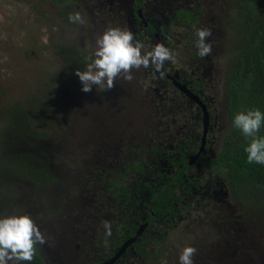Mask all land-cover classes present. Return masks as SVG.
I'll return each mask as SVG.
<instances>
[{"label":"rangeland","instance_id":"374dc122","mask_svg":"<svg viewBox=\"0 0 264 264\" xmlns=\"http://www.w3.org/2000/svg\"><path fill=\"white\" fill-rule=\"evenodd\" d=\"M96 2L97 0H78L57 5L50 0H0V135L8 141L14 139L15 125L17 122H24V133L32 139L34 149L45 147L54 153L53 161L50 162L49 159L46 161L48 164L51 163L55 173L51 181H39L36 187L12 170H9V178L0 179V230L6 232L8 228L13 235L10 245L0 247V264H29V252L17 249L16 243L24 238L30 239L34 246L39 245V251L46 253V246L51 247L54 244L58 246V242L64 240V236L61 235L62 228H67L66 232L70 234V240L66 235L68 245L74 241L73 248H78L76 243L79 241H75L78 238L80 242L85 241L84 246L80 244L85 250L90 248L96 252L92 255H80L81 258L86 260L92 256L90 260L96 258L99 249L95 248L96 243L91 242V237L97 232L105 236L108 228L107 224H92L97 204L91 203L88 199L99 197L98 202L103 207H106L107 200L106 194L100 193L94 183L93 175H96L100 166L106 167V162L118 160L117 150L101 146L102 142L109 145L121 142L114 126L110 125L107 128L109 122L118 119L117 121L125 126H130L132 122L124 121L123 114L117 115L115 104H109L105 111L100 101L118 97L117 86L123 88V84L125 88L133 90L139 88L149 94V97L160 93L151 88L156 85L155 75L139 77V74L136 75L126 69V63H119L117 59H113L121 53L122 45L120 46L118 41L122 40L125 33L128 35L125 12L119 11L116 18L114 14L108 18L102 11L112 10L117 3L113 4L111 1L100 6ZM87 4L90 7L92 5L89 10ZM224 5L225 3L220 6L221 11L219 6L207 5L204 17L211 18L214 15L218 18L216 22L210 21L203 26L209 29L212 41L210 44L205 41L194 43L197 48L202 45L210 47V56L207 60L210 65L205 61L203 64L209 65L208 70L213 76L210 80L216 82L217 85H214L216 91L219 84L224 81L221 65L225 60L227 42L223 40L225 31L220 28V21L223 18L221 14L226 17L222 9ZM118 22L126 26L123 33L113 29ZM168 30L178 33L183 31V27L171 25ZM178 39L179 41L174 39L167 41L169 50H174L175 53L170 54L164 46V55L171 56L178 65L188 66L187 61L192 58V53L181 49L186 41ZM56 45H73L76 51L86 50L96 60L97 58L106 60L109 71H103L97 64L88 62L86 64L88 71L74 74L71 71L67 72L68 69L63 68L62 62L55 54ZM141 52L142 48L130 51L124 56L129 58L131 55L139 64ZM116 73L122 76V83ZM109 82L113 84L114 92L102 97L104 84ZM209 89L215 93V90ZM71 96L74 100L70 99ZM73 105L74 111L71 107ZM217 111L221 112L223 109ZM36 132L45 133V138L34 141L31 133ZM19 143L23 147L26 142ZM20 146H16V149ZM42 154H45V151ZM48 164L39 167L47 171L50 170ZM101 171L102 178L107 183L104 169ZM47 192L50 193L49 197ZM261 195L259 189L253 188L251 196L256 199L248 194L242 196L246 212L253 217L249 222L253 228L245 226V232L239 238L241 243L239 249L231 231L220 229L217 225H214V229L207 224L208 207H204L203 210L198 209L199 220L203 222H196V227H191L189 231L180 230L175 224L176 229L168 234L165 245L156 246L153 252L159 257L164 254L168 258L171 252L176 251L171 256L183 255L191 258L187 264H227L222 251L224 252V246H230L233 249V256L229 261L231 264L242 262L255 264L254 261L256 264H264V197ZM258 197L260 198L257 200ZM144 204L140 206L142 210L145 208ZM102 206L100 208L104 209ZM251 211L254 213H250ZM188 216L192 220L197 218L193 214ZM74 234L76 238H73ZM104 243L108 245L107 240H104ZM103 252L100 251L101 254ZM262 253L260 257L259 254ZM115 254L116 252L106 259L110 261L108 264L118 258V255L114 257ZM201 254L202 256H199ZM196 257L201 258L200 262L196 261ZM42 262L54 264L48 257H44ZM169 262L171 264L174 261Z\"/></svg>","mask_w":264,"mask_h":264},{"label":"trees","instance_id":"16d2710c","mask_svg":"<svg viewBox=\"0 0 264 264\" xmlns=\"http://www.w3.org/2000/svg\"><path fill=\"white\" fill-rule=\"evenodd\" d=\"M50 1L57 5H63L78 0ZM218 1L213 2L212 0L213 3L210 5L219 6L221 11L220 6L225 3L222 9L226 17L221 14L223 18L220 21V28L225 31L223 40L227 43L225 45L226 53H224L225 60L221 65L224 81L219 85V93L216 96L223 105L221 108L223 111L220 113L226 121L227 131L226 142H223L222 149L216 152L214 158H209L206 169L211 172V176H219L225 180L226 187L231 189L232 197L242 202L243 192L246 191L245 194L251 196L253 188L259 189L264 197V0H224L222 3ZM197 8L196 10L202 11V6ZM183 14L187 17L183 22H180V26L183 27V31L187 32L189 38H194L197 28L205 25L190 18L188 11ZM188 41L189 44L186 47L182 46L181 49L194 54L193 45L190 47L193 40ZM73 48V45H56L55 48V54L62 62L63 68L68 69L67 72L71 71L74 74L88 71V67H86L88 62L97 64L103 71H109V66L103 60L98 58L96 60L86 50L76 51ZM195 82L193 83L196 84L195 88H202L200 80ZM103 88L102 97L114 92V89L105 84ZM70 99L74 100L72 96ZM100 102L103 107L106 105V100ZM168 104L171 105V103ZM169 105L164 106L163 115H168ZM71 107L74 111V105ZM187 112H189L188 108L184 114L187 115ZM146 118L147 116L144 117V119ZM185 118L187 117L185 116ZM195 122L197 120H191V123ZM109 125L111 124L109 123ZM15 129L14 139L8 141L0 135V179L9 178V170H12L19 177L31 182L33 187H36L35 185L39 181H51L55 173L51 163L48 164L46 160L49 159L52 162L54 153L45 147L34 149L35 145L32 143V139L24 133V122H17ZM31 135L34 136V141L45 138V133L42 132L31 133ZM20 141L26 142L23 147L20 146ZM139 141L143 147L142 143H146L147 139H139ZM16 146L20 147L16 149ZM44 151L45 154H42ZM117 153L121 157L118 161L121 167L116 164L114 167L110 165L104 167L111 173L105 177L108 182L102 189L109 202L107 207L109 211L107 212L114 214L109 223L110 230L105 236L97 233L91 238V242L96 243L94 246L99 249L97 252L99 254L95 255L94 260L81 258L80 255H92L96 252L90 248L82 250L83 247L78 238L75 240L79 241L76 243L78 248H73L74 241L68 245L66 235L70 240V234L66 232L67 228H62L61 235L64 236V240L60 241L57 246L59 258L54 257L53 263L99 264L100 261L111 256L125 239L134 235L139 225L145 223L143 231L135 236L125 252L115 260L116 262H113L114 264H160L161 262L170 264L169 260L174 261L171 264H187L191 258L183 255L175 256L176 258L171 256L176 251L171 252L168 258L164 254L159 257L153 252L156 246L165 245L168 234L176 229L175 224L180 227V230L186 231H189L193 226L196 227L195 222H191L183 217L184 213L182 214L186 211L193 212L190 209V203L187 201L181 203L179 194L172 196V193L177 192V183L182 179V171L175 173L160 171V166L151 162L150 149H119ZM191 153L193 154V152ZM41 154L42 156H40ZM186 160L187 158L181 161ZM184 163V167H189L186 162ZM47 164L50 170H42L39 167V165L44 167ZM102 181L104 182L101 177L100 182ZM48 194L50 193L47 192V196ZM142 204L145 205L143 210L140 207ZM67 206L70 210L69 205ZM69 214L70 211L67 212L68 216ZM101 218L103 219L101 211L95 213L92 220L95 219L96 223L91 220L92 224L102 223ZM152 232L156 234H152ZM11 233L12 231L10 232L8 228H6V232L0 230V247L12 243L13 235ZM73 238H76L75 234ZM104 240H107L108 243L109 241L117 243L108 244V246ZM16 246L17 249L30 253L31 264L41 263L36 247L30 239L24 238L17 242ZM100 251H104L103 254ZM200 259L196 257V261L200 262Z\"/></svg>","mask_w":264,"mask_h":264},{"label":"flooded vegetation","instance_id":"af4514ba","mask_svg":"<svg viewBox=\"0 0 264 264\" xmlns=\"http://www.w3.org/2000/svg\"><path fill=\"white\" fill-rule=\"evenodd\" d=\"M111 1L114 2L113 4L117 3V5H115L112 10H103L102 14L105 12L108 18L110 15L114 14L116 18L120 13L119 11L125 12V19L127 21L126 26L128 28V35L125 33L122 40L118 41L120 46L122 45L121 53L117 54L113 59H117L119 63H126V69L136 75L139 74V77L151 74L155 75L154 83H156V85L154 84L151 88L155 92L160 91V93L157 96L150 95L149 97V94L139 88H137L139 90L137 92V89L125 88V84H123V88L117 86L118 97L115 96L113 99L108 98L106 100V107H103V109L106 111L110 106L109 104H115L114 109L118 111L117 115L123 114L125 116L124 121L129 120L132 122L130 126H125L120 121H117L118 119H116L115 122H109L111 126H114V130L118 133L116 135L119 136L121 142L115 145L102 142L101 146L115 151L131 148L150 149V156H152L151 162L157 163L160 166V171H164L165 173L182 171V179L177 183V192L174 194L172 193V196L179 194L181 203H184L183 201L190 203V209L193 212H182V214L184 213V215H186H183V217H186L193 223L203 222V220H199L200 212L198 209L203 210L204 207H208L207 212L209 214V219L207 220V224L214 229V225H217L220 229L223 228L227 231H231L234 235V240L236 239L235 243L238 246L237 249H239L241 244L239 238L245 232V226L253 228L249 223L253 217L249 215V212H246L242 197V202L233 198L230 194L231 189L228 186L226 187L225 180L219 178V176H211V172L206 169L209 158H214L216 152L222 149L223 142H226L225 137L227 131L226 121L223 119L221 113L217 111V109L220 111L223 106L221 100L216 96L219 92L216 91L217 88L214 85L217 84L210 80L213 79V76H211L208 70L210 63L207 61L210 56V47L209 45H202L197 48V46L193 44V42L195 43L197 41H205L210 44L212 41V34L209 29L204 27L197 28L194 38H189L190 36H188L186 31L176 33L168 30L171 25H181L180 22H183L187 17L183 14L186 13V11L190 12V18L199 21L198 23L200 24L204 23L205 25V23L210 21L216 22L218 18L214 15H212L211 18L206 17V19L203 14L207 9L206 7H208L207 5L211 4L212 1L97 0L96 4L103 6L104 3ZM219 1L223 2V0ZM154 3L156 5H154ZM163 5L168 6L163 7ZM200 6H202L201 12L196 10L198 9L197 7ZM91 7L87 4L88 10ZM126 26H122L118 22V24L115 23L113 29L120 30V32L123 33L124 27ZM116 32L119 33V31ZM178 38H182L181 40L186 41L185 44H189L188 40H193L190 47L193 45L195 52H193L194 54H192L190 61L186 60L189 63L188 66L178 65L171 56L164 55V46L170 54L174 52V50H169L167 41L173 39L179 41ZM185 44L182 46L186 47ZM141 48L142 58L139 64H137V60L135 61L131 58V55L129 58L124 56L130 51L139 50ZM128 59L132 60L128 61ZM103 61L106 63V60ZM186 61H184V63H186ZM204 61L209 65L205 66L203 64ZM119 63L118 66L121 67ZM116 74L120 78V83H122V76H120L119 73ZM204 75H207V79L206 77H202ZM111 77H113V75H111ZM197 80H200L202 88H195L196 84L193 83H196L195 81ZM148 83L150 82L148 81ZM176 84L180 86L183 85L188 91L195 94L201 105L188 97ZM105 85L114 89L111 82ZM157 85L160 87H157ZM209 88L215 90V93L211 92ZM135 101L140 103V110H134L133 104ZM168 103H171V105ZM166 104L169 105L170 111L168 115H163V109ZM186 108H188L189 111L187 115L184 114ZM115 111L114 114H116ZM146 116L147 118L144 119ZM185 116L187 118H185ZM191 120H197V122L191 123ZM139 139H147V141H145L146 143H142L143 147L140 145L141 141H139ZM191 152H193V154ZM120 158L119 155L117 161L113 160L111 163L106 162L107 166L110 165L114 167L116 164L121 167L120 162H118ZM185 158H187L186 161H181ZM184 162H186V165L189 167H184ZM103 169L104 166L102 165L98 172H96V175H93L95 178L94 183L98 186L100 193L104 192L102 189L107 184L105 182H100L103 174L101 170ZM104 172V177L108 176V174L111 175L110 172L106 173V169H104ZM245 193L246 191L243 192V194ZM88 196H90V194H88ZM251 197L256 199L253 196ZM260 197H258L257 200ZM98 199L99 197H89L88 200H90L91 203L97 204L95 213L101 211L103 217V219L101 218L102 224H107L106 227L110 230L109 223L114 214L107 212L109 211V208H107L109 205L108 200L106 202V207H103L102 204L98 202ZM100 206L104 209H101ZM105 211L107 218H105ZM250 213H254V211ZM188 214H193L197 218L192 220ZM144 226L145 223L137 235L143 231ZM136 231L134 235L128 237L118 245L115 252H117L122 244L129 238L133 237L134 240L135 236H137L135 235ZM152 234L156 233L152 232ZM91 238H93V236ZM60 241H62V239ZM116 243L117 242H110L112 245ZM221 243L224 245V241ZM80 244L84 246L85 241L83 240ZM128 244L123 247L118 257L125 252L129 246ZM35 246L38 256L41 258L40 264H43L42 261H44V257H48L52 259V261L56 256L59 258L57 254L58 249L55 244L51 247L46 246V253L39 251V245L35 244ZM224 247V252L222 251L224 256L223 259L227 264H231L229 261L232 259L233 249L230 246ZM82 250L85 249L82 248ZM262 255L263 253L259 254L260 257ZM29 256L30 253H28V262L31 264ZM104 263L108 264L106 260L100 261L99 264ZM254 263L256 264L255 261ZM110 264L114 263L111 262ZM241 264L244 263L242 262Z\"/></svg>","mask_w":264,"mask_h":264},{"label":"water","instance_id":"95a60500","mask_svg":"<svg viewBox=\"0 0 264 264\" xmlns=\"http://www.w3.org/2000/svg\"><path fill=\"white\" fill-rule=\"evenodd\" d=\"M176 85H177L182 91H184L188 97L192 98L194 101H197L198 104L201 105L200 102H199V100H198V97H197L195 94H193L192 92L188 91L183 85H181V86L178 85V84H176ZM140 107H141L140 103H137V102L135 101V103L133 104V108H134V110L136 111V110H138ZM139 110H140V109H139ZM72 118H73V117H72ZM108 127H110V125H108L107 128H108ZM109 129L111 130V128H109ZM143 225H144V224H143ZM143 225H140V226H139V228L137 229L135 235H137V234L140 232V230L142 229ZM132 240H133V237H131V238H129L127 241H125V242L122 244V246L120 247V249L116 252V254L114 255V257L117 256V255L123 250V247L126 246V245H127L130 241H132ZM108 262H109V261H107V263H108ZM104 264H105V263H104Z\"/></svg>","mask_w":264,"mask_h":264},{"label":"clouds","instance_id":"9594fccd","mask_svg":"<svg viewBox=\"0 0 264 264\" xmlns=\"http://www.w3.org/2000/svg\"><path fill=\"white\" fill-rule=\"evenodd\" d=\"M141 225H143V224H141Z\"/></svg>","mask_w":264,"mask_h":264}]
</instances>
